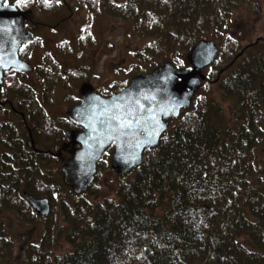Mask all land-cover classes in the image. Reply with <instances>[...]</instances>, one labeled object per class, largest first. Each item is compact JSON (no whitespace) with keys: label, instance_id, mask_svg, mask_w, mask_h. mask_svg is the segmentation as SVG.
I'll return each mask as SVG.
<instances>
[{"label":"trees","instance_id":"trees-1","mask_svg":"<svg viewBox=\"0 0 264 264\" xmlns=\"http://www.w3.org/2000/svg\"><path fill=\"white\" fill-rule=\"evenodd\" d=\"M250 1L80 2L89 6L90 17L108 12L148 40L141 60L177 52L174 62H180L179 50L185 48L187 58L196 44L206 41V30L222 31L233 11ZM46 3L41 7H53ZM261 41L237 54L228 50L233 58L218 72L217 78L222 76L216 85L238 112V122L232 124L222 105L198 92L158 146L145 151L143 164L123 175L117 202L92 200L100 192L95 190L99 173L86 193L75 195L68 188L66 195L74 198H58L63 194L53 189L56 173L44 165L59 162L53 154L68 141L66 133L74 126L67 117L53 120L43 98L24 79L19 82L22 74L5 72L0 99V118H5L0 125V264L14 254L9 230L18 219L34 225L45 221L42 239L26 245L20 264H264V182H253L259 172L256 152L264 141V54L236 68L246 51ZM22 53L23 48L20 57ZM222 56L219 50L205 71L214 70ZM182 62L186 67V59ZM58 69L66 79L67 71ZM117 92L101 93L110 97ZM105 156L98 172L107 162ZM25 193L48 199L50 215L36 214ZM58 208L62 227L56 224ZM62 242L73 250L57 254Z\"/></svg>","mask_w":264,"mask_h":264},{"label":"rangeland","instance_id":"rangeland-1","mask_svg":"<svg viewBox=\"0 0 264 264\" xmlns=\"http://www.w3.org/2000/svg\"><path fill=\"white\" fill-rule=\"evenodd\" d=\"M30 1L34 2L32 9H30L35 16L34 19L37 22L47 24L41 25L42 27L38 32L42 36L45 48L42 46L41 50L37 48L35 52L32 51L34 54L31 63L36 64L37 60L44 61L45 57L47 58L48 56V49H58L57 45H60L61 39H67L68 45L70 43V46L67 47L63 43L62 47H59V52L52 51L57 59L63 62L64 65H68L67 68L70 70L67 71L66 79L60 75L53 76V79L45 80L44 82L39 76L40 85H37L38 78L35 73L29 79L32 85L39 88V90L41 89L43 93H41V97L43 98H41V102L45 111L53 120H60L66 117L68 107L74 106L76 100L79 98V90L82 84H92L109 94L118 89L121 92L130 84L134 77L150 74L166 62H170L180 69H188L190 67L188 62L189 54L187 58L184 57L186 54L185 48L179 50L180 52L177 57L182 58L180 62L177 59L174 62V55L177 52L174 54L164 52L154 55L149 62L141 60L140 56L145 54V44L148 40L136 34L130 23L122 21L108 12L101 11L90 17L89 6L80 4L81 0ZM45 1L47 5L53 7L47 8L44 6L42 8L41 5ZM123 1L116 0L117 3H122ZM24 3L27 4L28 0L7 1V4L13 5L21 11L24 10ZM59 3H62V5L59 6ZM60 18H67V20L56 31L52 27H56L54 24ZM260 39H264V0H251L235 9L232 17L228 19L222 31H217L215 28L205 31L204 40L215 42L219 50L222 51L223 58L219 65L213 68L214 70L209 69L207 72L204 71L207 81L206 83L204 82L205 84L198 92H200V95L203 94L211 98L214 103L222 105V108L226 112V118L232 124L236 123L235 121L238 122L240 117L234 109L233 104L223 97L220 85H216L218 72L222 67L231 62L233 58L227 52L228 50H233V54H237L244 48L246 50L248 46ZM262 54H264V43L247 50L246 56L239 61L236 68H239L241 65L244 66L245 62L249 63L259 58L258 56ZM21 58L23 59V53L21 54ZM185 59L186 67L182 62ZM48 60L50 59L48 58ZM67 68H63V70L66 71L65 69ZM221 76L220 74L219 77ZM17 79L19 82H23V77L19 76ZM29 80L26 78L27 82ZM10 116L14 122L18 121L15 116ZM4 119L3 117L0 118V125ZM16 125L18 129H22L19 122ZM70 149L71 147L62 153V157L58 163L53 162L44 165L46 167L45 170L56 173L52 177L54 181L52 183L53 189L61 190V194H63V196L57 195L58 198L66 197V201L68 202L74 197L73 195H66L68 188L62 186L64 184L63 175L61 176L59 171L63 163L71 157L68 152ZM59 151H56V153ZM113 151V147L108 149L107 154H105L107 162L99 168V176L96 181L98 186L95 190H100V192L97 196L92 197V200L96 203H103L107 199L117 202L118 199V186L124 178L123 175H116L110 170ZM256 166L259 172L254 177L255 179L253 178L255 186L264 182V141L256 152ZM55 219L59 227L64 225L65 222L63 221L60 208L57 209ZM11 222L13 225L9 231L14 243V254L4 264H20L24 258L26 245L28 243H37L42 239L45 233V221L41 220L36 225L20 219ZM72 250L73 247L70 244L62 242L56 253L64 254Z\"/></svg>","mask_w":264,"mask_h":264},{"label":"water","instance_id":"water-1","mask_svg":"<svg viewBox=\"0 0 264 264\" xmlns=\"http://www.w3.org/2000/svg\"><path fill=\"white\" fill-rule=\"evenodd\" d=\"M7 1L0 0V99L5 72L23 74L32 70L19 55L33 38L25 28L30 12H22ZM218 55L215 42L201 41L189 53L190 69L166 62L150 74L134 77L124 90L109 98L100 96L91 84H83L81 104L66 111L67 118L83 130H69L66 136L70 142L53 154L60 158L71 147V157L61 167L65 186L75 195L86 193L95 183L99 162L112 145L111 172L126 175L140 167L145 151L158 146L170 121L179 119L191 106L207 81L204 71L214 65ZM24 196L36 214L50 215L48 199L28 193Z\"/></svg>","mask_w":264,"mask_h":264},{"label":"flooded vegetation","instance_id":"flooded-vegetation-1","mask_svg":"<svg viewBox=\"0 0 264 264\" xmlns=\"http://www.w3.org/2000/svg\"><path fill=\"white\" fill-rule=\"evenodd\" d=\"M34 2L33 1H30L28 0V3L25 5L24 7V12H30V14L28 15V19H27V22L25 23V28H26V31L28 34H31L33 36L32 40L29 41L28 43H26L22 48H23V61H25L29 67H31V71L27 72V73H23L22 76H23V79L24 81L26 82L25 84H27L28 87L30 88H33V91L34 93L39 97V98H42V91L41 89L39 90V88H37L36 86L32 85L30 82L31 80L30 77L32 75H37V78H38V83L37 85H40V80H39V76L40 78L45 82V77L47 79H53V76H60L61 75V71L60 69H58V66L62 67L63 68H67L68 65H64L63 62H61L59 59H57L54 55V53H52V51H58L59 52V47L61 48L62 47V44L65 43V46H70V43L68 45V42H67V39H61V42H60V45H57V48L58 49H54V50H50V48L48 49L47 51V58L45 57L44 61L40 60V61H36L37 63L36 64H32L31 63V59L33 57V52H35V50L37 48H40V50L42 49V46L44 47V43H43V40H42V36L38 33L39 30L41 29L42 26L44 25H47V24H44L42 22H37L34 18V14L33 12L30 10L32 9V4ZM63 3V2H62ZM62 3H59L58 5H62ZM80 4L86 6L84 3H81ZM64 5V3H63ZM67 20V18H60L59 20L56 21V23L54 24L56 27H52L54 30H58V28L64 24V22ZM42 25V26H41ZM51 25V24H50ZM55 31V32H56ZM45 48V47H44ZM33 51V52H32ZM51 54V56H50ZM50 56V57H49ZM54 56V57H53ZM48 58L50 60H48ZM50 62V63H48ZM52 62V63H51ZM57 68V69H56ZM66 71H69L70 69H65ZM74 73V72H73ZM20 75V74H19ZM52 77V78H51ZM26 78H28V82L26 81ZM83 85V84H82ZM92 85V84H91ZM93 86V85H92ZM82 87V86H81ZM94 89L97 91V93L102 96V91L101 88H97L96 86H93ZM44 92V90H43ZM80 92V90H79ZM42 93V94H41ZM104 97V96H102ZM105 98V97H104ZM81 104V99H80V95H79V98L76 100V103L74 106H77V105H80ZM68 119V118H67ZM69 120V119H68ZM70 121V120H69ZM71 122V121H70ZM72 123V122H71ZM172 121H170L169 125H171ZM73 124V123H72ZM74 127L70 128L69 130L71 129H76V130H83L81 127L73 124ZM69 143V139L68 141L65 142V144ZM64 144V145H65ZM63 145V146H64ZM62 157V156H61ZM60 157V158H61Z\"/></svg>","mask_w":264,"mask_h":264}]
</instances>
